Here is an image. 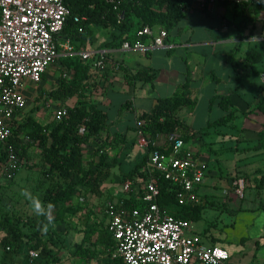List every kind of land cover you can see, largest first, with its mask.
Here are the masks:
<instances>
[{"label": "crops", "instance_id": "1", "mask_svg": "<svg viewBox=\"0 0 264 264\" xmlns=\"http://www.w3.org/2000/svg\"><path fill=\"white\" fill-rule=\"evenodd\" d=\"M102 37L103 32L98 31L79 50L69 40L57 38L59 44L69 43L74 53L60 46L58 57L47 67L41 80L26 82L23 89L26 104L13 118L15 129L28 115H33L41 124L52 122L54 108L66 107L73 100L61 101L49 96L58 86L62 71L70 74L67 64L72 59L68 57L81 58L82 51L92 53L89 59L79 60L88 65L90 98L106 114L101 142L105 143L109 156L117 155L120 164L103 183L100 196L78 186L70 200L54 207L49 248L56 259L47 264H118L111 257L115 239L107 228L110 218L106 209L108 203L116 202L120 208V199L140 191L136 185L131 192L123 188L128 179H123L124 173L146 153L136 143L134 127H137L138 115L149 111L157 98L172 95L186 80L195 104L192 109L183 107L178 113L194 130L204 128L225 113L219 104L221 95L229 96L237 113L229 123L209 127L206 134L196 133L185 141L184 149L205 163L202 182L192 191L196 205L181 211L190 221L188 234L197 244L226 249L231 264H264V181L261 180L264 152L263 148H252L264 122V113L258 108L264 101V82L260 77L264 72V3L261 0L217 1L209 10L191 5L179 22L167 30L168 48L151 45L150 37L142 39L146 44L142 49L101 48ZM99 50L107 55L103 71L92 66L93 56ZM235 61H238L236 69ZM50 69L58 70V74L55 76L54 71L51 74ZM137 72L148 75V79L135 77ZM54 79L55 85L49 88ZM35 85H39L40 95L53 100L54 108L38 109L32 101L37 93ZM202 97L206 108L197 117ZM162 137H159L160 144L164 141ZM91 149L85 146L84 162L90 160ZM39 151L36 145L27 148L24 165L16 172L12 185L7 188V200L3 201L8 209L23 215V223L28 218L38 219L20 193L26 188L38 196L31 174L40 168ZM240 178L244 181L242 196H238L234 186V181ZM22 230L32 233L34 228L25 224ZM29 246L30 240L25 236L18 252L9 254L5 260L0 249V264H46L39 251ZM29 250L38 253L37 260L29 256Z\"/></svg>", "mask_w": 264, "mask_h": 264}, {"label": "trees", "instance_id": "2", "mask_svg": "<svg viewBox=\"0 0 264 264\" xmlns=\"http://www.w3.org/2000/svg\"><path fill=\"white\" fill-rule=\"evenodd\" d=\"M64 2L70 9V14L57 38L69 40L75 50L92 41L98 31L103 32L99 47L104 48L119 47L124 40H134L137 30L145 25L170 30L191 6V0H64ZM228 57H231L230 53ZM68 58L72 59L67 64L70 74L62 71L58 77V86L49 92V96L54 99L61 101L73 99L66 104V113L60 120L54 119L45 124H41L33 115H28L17 129H13V135L8 139V143L14 147L22 160L27 148L32 145L39 148L41 165L31 174V178L34 180L38 197L45 204L51 202L54 206L70 200L78 186L95 196H100L103 183L109 178L114 167L120 164L117 155L109 156L104 149L105 143L101 142V133L106 128V114L99 104L92 102L90 98L88 65L83 64L78 55ZM237 64L238 61L233 63L234 69L237 68ZM135 77L148 79V75L143 76L141 72H137ZM219 98V104L225 113L208 122L200 130H194L178 113L181 108L192 109L195 104V99L190 96L187 80L172 95L157 98L149 111L138 115V121L142 122L135 126L134 130L139 128L149 143L141 161L123 176V179L128 178L132 181L130 192L135 185L140 191L120 199L121 207L132 209L144 205L140 185L147 179V173L141 166L150 151L162 149L169 152L173 142L170 136L175 135L188 141L196 133L206 134L209 127L229 123L236 117L237 113L231 105L229 96L221 95ZM258 108L264 113V101ZM160 135L165 138L162 144L159 143ZM114 145L111 143V147ZM85 146L92 147L91 158L87 162L83 159ZM252 148H263L264 152V122L263 129L258 131V140ZM2 159L3 156L0 155V161ZM23 165L22 161L11 179L6 182L0 181V249L5 260L9 254L18 252L20 243L26 236L30 240L29 247L39 251L46 264L51 263L56 259L49 248L53 231L49 230L47 234H43L38 230V225L42 222L40 217L28 218L26 223H23V215L8 209L6 202L2 201L8 186L14 181L16 172ZM153 174L159 187L157 203L175 217L188 220L181 211L192 209L196 204L180 203L176 185L156 171ZM261 180L264 181V175ZM114 204L116 207L119 206L118 202ZM173 207L177 209L173 210ZM25 224L34 228L32 233L23 232L22 227ZM114 260L122 264L119 258Z\"/></svg>", "mask_w": 264, "mask_h": 264}, {"label": "built area", "instance_id": "3", "mask_svg": "<svg viewBox=\"0 0 264 264\" xmlns=\"http://www.w3.org/2000/svg\"><path fill=\"white\" fill-rule=\"evenodd\" d=\"M240 2L241 0H192L191 5L200 10H209L215 2ZM264 3V0H261ZM70 9L64 0H0V173L2 180L12 178L14 171L23 161L14 147L8 143L13 135V118L23 109L26 98L23 89L27 81L38 83L47 67L55 62L60 46L68 52L74 49L69 43L59 44L57 35L63 28ZM77 18V17H76ZM151 38V45L168 48L165 41L167 30L145 25L137 30L134 40H124L122 49H142V40ZM82 59H89L92 53L82 51ZM107 55L97 51L92 66L103 71ZM264 82V72L260 75ZM66 107L54 110V119L60 120ZM142 121H137V126ZM163 136V135H162ZM172 144L169 152L155 149L148 153L144 163L147 179L143 183L142 207L125 209L108 203V231L115 239L111 257L119 258L122 264H231L229 253L223 247L197 244L188 234L190 221L175 217L156 199L159 187L153 172H158L171 181L178 189L180 203L194 202V187L202 182L205 163L184 149L185 141L175 135L170 136ZM165 140L164 136L162 137ZM137 145L146 149L148 139L137 129ZM131 181L123 183L128 191ZM235 192L243 195L244 181H234ZM31 258L37 252L29 250Z\"/></svg>", "mask_w": 264, "mask_h": 264}, {"label": "clouds", "instance_id": "4", "mask_svg": "<svg viewBox=\"0 0 264 264\" xmlns=\"http://www.w3.org/2000/svg\"><path fill=\"white\" fill-rule=\"evenodd\" d=\"M20 194L29 202L32 214L42 218L41 224L38 225V230L43 234H47L50 227L54 226V204L51 202L45 204L38 196L33 195V193L26 188L23 189Z\"/></svg>", "mask_w": 264, "mask_h": 264}, {"label": "rangeland", "instance_id": "5", "mask_svg": "<svg viewBox=\"0 0 264 264\" xmlns=\"http://www.w3.org/2000/svg\"><path fill=\"white\" fill-rule=\"evenodd\" d=\"M53 69L51 70L50 69V73L52 74L53 73ZM55 73V76L56 74H58V70H55L54 71ZM58 77V76H57ZM55 82L56 80L54 79V81H50V84H49V88L53 87L55 85ZM36 88H37V93L35 96H33V99L32 101L38 106V109L39 108H43V109H46V108H50V107H53V100L51 98H47L45 97L44 95H40V87L39 85H35ZM204 93H206V90H204ZM36 98V99H34ZM49 103V105L46 107V104ZM54 108V107H53ZM204 108H206L205 104L203 103V97H202V101L200 102L198 108H197V112H196V115L197 117H200L203 113H204ZM37 109V110H38ZM55 109V108H54ZM53 109V110H54ZM2 146L0 145V150H1ZM1 173H0V181L1 182H6L4 180H2L3 178L1 177ZM7 200V197L6 195L4 196L3 200L2 201H6Z\"/></svg>", "mask_w": 264, "mask_h": 264}]
</instances>
